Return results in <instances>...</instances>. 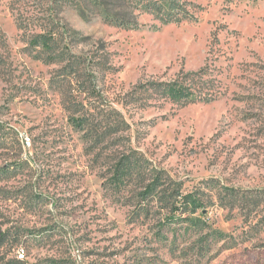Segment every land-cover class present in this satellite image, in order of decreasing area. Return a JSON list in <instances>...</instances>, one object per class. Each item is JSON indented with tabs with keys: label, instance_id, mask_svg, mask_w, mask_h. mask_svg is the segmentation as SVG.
<instances>
[{
	"label": "rangeland",
	"instance_id": "obj_1",
	"mask_svg": "<svg viewBox=\"0 0 264 264\" xmlns=\"http://www.w3.org/2000/svg\"><path fill=\"white\" fill-rule=\"evenodd\" d=\"M193 1L189 20L162 25L120 0H0V236L20 238L0 264H264V0ZM188 73L211 102L150 87ZM111 112L127 128L94 143ZM131 150L204 207L145 218L114 201L110 154Z\"/></svg>",
	"mask_w": 264,
	"mask_h": 264
},
{
	"label": "trees",
	"instance_id": "obj_2",
	"mask_svg": "<svg viewBox=\"0 0 264 264\" xmlns=\"http://www.w3.org/2000/svg\"><path fill=\"white\" fill-rule=\"evenodd\" d=\"M91 4L97 7L107 5V0H89ZM125 7L131 9L134 13L147 14L153 16L162 25L180 23L189 20L193 15L190 7L197 5L193 0H120ZM190 6V7H189ZM122 12L113 13L111 10H104V18L109 22L124 28H138L140 23L137 19L124 18ZM45 48L54 49L51 36H43ZM57 47V46H56ZM69 53L53 52L49 54L50 60H56L58 57H67ZM62 59V58H61ZM76 61L69 59L65 68L72 67ZM194 73H188L186 78L189 82L176 81L173 84L164 86L160 82L151 83L150 87L157 89L159 92L165 93L168 97H174L180 103H209L213 100L212 90H209L208 82H203L200 77ZM164 86V88H163ZM93 93H96L93 90ZM79 111V110H77ZM84 123H88L89 116H79ZM129 123L121 115L120 112L110 113L107 115V121L95 124L97 135L94 140L96 144L104 141L108 135L116 131H123ZM120 139V137H119ZM95 145V144H94ZM123 145V144H122ZM121 145V146H122ZM115 160L106 168L108 178L103 183V187L114 201H122V197L126 198L125 204L134 206V214L139 217L154 218L163 211H170L173 217L179 213L193 211L197 213L203 206V198L196 197L194 194H186L182 192L181 183L173 180L166 175V171L152 167L150 161L138 150L121 152L119 154H110V158ZM109 157V155H108ZM105 175V174H104ZM228 191L221 194V203L228 206V203L236 205L238 201L237 190L227 189ZM124 191L128 192L124 195ZM213 203L212 200L206 203ZM230 204V205H231ZM259 205V203H258ZM236 207V206H234ZM11 239V240H10ZM7 238L6 235L0 236V261L1 247L8 241L14 245L20 241L19 237ZM20 259V258H19ZM19 261V260H18Z\"/></svg>",
	"mask_w": 264,
	"mask_h": 264
},
{
	"label": "built area",
	"instance_id": "obj_3",
	"mask_svg": "<svg viewBox=\"0 0 264 264\" xmlns=\"http://www.w3.org/2000/svg\"><path fill=\"white\" fill-rule=\"evenodd\" d=\"M25 257V254L22 252V253H20V255H19V258H24Z\"/></svg>",
	"mask_w": 264,
	"mask_h": 264
}]
</instances>
